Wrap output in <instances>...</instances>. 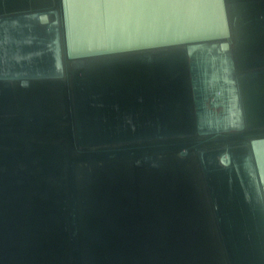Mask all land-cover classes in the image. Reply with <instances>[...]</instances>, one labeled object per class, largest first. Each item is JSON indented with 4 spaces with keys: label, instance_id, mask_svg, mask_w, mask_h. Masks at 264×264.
<instances>
[{
    "label": "water",
    "instance_id": "95a60500",
    "mask_svg": "<svg viewBox=\"0 0 264 264\" xmlns=\"http://www.w3.org/2000/svg\"><path fill=\"white\" fill-rule=\"evenodd\" d=\"M0 264H264V0H0Z\"/></svg>",
    "mask_w": 264,
    "mask_h": 264
}]
</instances>
